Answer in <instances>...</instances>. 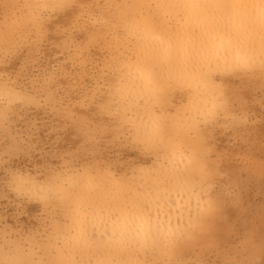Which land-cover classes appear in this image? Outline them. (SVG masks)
<instances>
[{
	"label": "bare ground",
	"instance_id": "1",
	"mask_svg": "<svg viewBox=\"0 0 264 264\" xmlns=\"http://www.w3.org/2000/svg\"><path fill=\"white\" fill-rule=\"evenodd\" d=\"M105 1L113 11L102 14V28L97 32L112 31L116 50L106 65L115 74L108 102L116 107L118 122L131 126L132 138L154 152L155 166H141L120 177L106 176L98 167H81L41 179L26 173L13 175L8 183L18 195L38 200L43 208H57L68 223L57 229L53 244H39L38 251L34 240L27 242V251L16 244H11L13 249L0 245V264L182 261L195 246L196 230L202 229L186 228L187 217L196 213L197 203L185 186H207L204 177H196L204 161L197 157L195 145L203 137L202 130L235 113L227 89L231 79L244 73L264 79V0ZM20 2L25 21L32 26L38 25L41 11L57 15L71 3ZM109 12L117 15L115 23L107 20ZM174 94L177 103L172 101ZM0 100L9 108L8 104L26 99L4 84L0 85ZM4 114L0 108V118ZM156 195L162 198L163 210L158 204L151 215L164 221V232L134 224L123 236H113L111 229L84 222L97 212L116 209L135 216L141 199ZM95 228H100L101 238L89 248V234Z\"/></svg>",
	"mask_w": 264,
	"mask_h": 264
},
{
	"label": "rangeland",
	"instance_id": "2",
	"mask_svg": "<svg viewBox=\"0 0 264 264\" xmlns=\"http://www.w3.org/2000/svg\"><path fill=\"white\" fill-rule=\"evenodd\" d=\"M70 1L57 15L41 11L32 26L20 0H0V85L26 99L9 108L0 100L6 114L0 118V245L6 249L16 244L27 251L34 240L38 251L68 223L57 208L18 195L8 183L13 175L41 179L98 167L120 177L155 166L154 152L132 138L131 126L118 122L108 102L115 82L106 68L116 51L114 33L97 31L100 17L113 7L105 0ZM110 12L107 20L115 23ZM250 75L229 81L235 113L202 130L195 145L204 161L196 177L214 184L218 211L175 264H264V79ZM98 229L89 234V248L101 238Z\"/></svg>",
	"mask_w": 264,
	"mask_h": 264
},
{
	"label": "snow or ice",
	"instance_id": "3",
	"mask_svg": "<svg viewBox=\"0 0 264 264\" xmlns=\"http://www.w3.org/2000/svg\"><path fill=\"white\" fill-rule=\"evenodd\" d=\"M186 190L195 196L197 211L194 215L187 217V229L196 230L210 225V217H213L218 211V199H213L212 191L214 184L208 183L207 186L201 185L196 188L192 185H186ZM162 198L159 195L144 197L138 204L137 214L128 216L122 209H116L105 212H97L89 217H85V223L93 226H102L111 229L113 236H123L128 232L132 225H139L152 232H164L166 225L163 220H154L151 211L161 204ZM169 232L172 231L171 225L167 226ZM179 230V229H177Z\"/></svg>",
	"mask_w": 264,
	"mask_h": 264
}]
</instances>
